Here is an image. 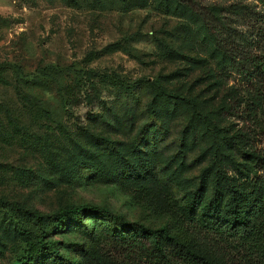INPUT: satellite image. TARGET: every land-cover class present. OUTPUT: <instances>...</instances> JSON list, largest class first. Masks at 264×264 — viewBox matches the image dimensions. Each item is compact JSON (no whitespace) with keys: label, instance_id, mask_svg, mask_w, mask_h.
Here are the masks:
<instances>
[{"label":"rangeland","instance_id":"374dc122","mask_svg":"<svg viewBox=\"0 0 264 264\" xmlns=\"http://www.w3.org/2000/svg\"><path fill=\"white\" fill-rule=\"evenodd\" d=\"M235 1L251 2L192 0ZM209 10L251 37L242 55L224 54L181 0H0V198L38 213L99 205L230 261L195 221L264 205V48L250 23ZM60 218L42 229L71 264L89 252L130 263L103 216ZM37 234L0 204V264H61L27 252Z\"/></svg>","mask_w":264,"mask_h":264},{"label":"trees","instance_id":"16d2710c","mask_svg":"<svg viewBox=\"0 0 264 264\" xmlns=\"http://www.w3.org/2000/svg\"><path fill=\"white\" fill-rule=\"evenodd\" d=\"M250 1L247 3L235 1L216 6L210 4L202 9L192 0H181L190 10L201 17L206 30L223 53L232 56L242 55L252 39L238 29L235 30L234 25L229 24L231 20L228 23L222 16L217 19L209 9L232 12L235 18L241 17L243 22L250 23L251 26L255 27L257 41H260L264 48V0ZM232 137L230 135L228 138ZM212 162L216 168L219 167L217 152L214 153ZM252 203V206L248 207L247 210L238 211L229 223L209 216L196 218L195 223L202 230L223 238L222 240L228 248L225 254L231 259L229 261V259L225 260L224 256L212 252L196 251L183 231H175L171 226L169 228L165 224L152 227L138 219L128 220L121 214L99 205L68 204L59 206L49 213H38L15 200L0 198V204L8 205L30 215L36 221L38 234L34 241H29L27 252H32L34 249L47 251L61 260V264H71V262L60 253L57 246L59 240L46 238V232L42 229L43 219L47 218L56 223L57 227L64 228L65 223H62L60 218L62 214L86 211L103 216L112 225L115 231L114 245L112 246L126 262H130L128 264H264V218H257L258 213L264 217V208L260 207L264 205L259 202ZM78 220L82 221L81 216L78 217ZM230 252H234L236 256L233 257V253ZM89 257L91 264H121L101 259L90 252Z\"/></svg>","mask_w":264,"mask_h":264}]
</instances>
